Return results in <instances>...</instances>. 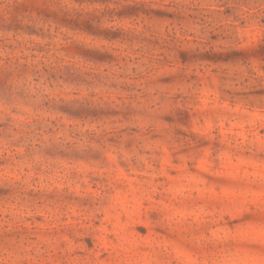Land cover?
<instances>
[{"label": "rangeland", "instance_id": "obj_1", "mask_svg": "<svg viewBox=\"0 0 264 264\" xmlns=\"http://www.w3.org/2000/svg\"><path fill=\"white\" fill-rule=\"evenodd\" d=\"M0 264H264V0H0Z\"/></svg>", "mask_w": 264, "mask_h": 264}]
</instances>
